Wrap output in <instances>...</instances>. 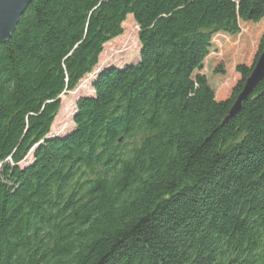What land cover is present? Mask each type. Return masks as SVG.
<instances>
[{
  "label": "trees",
  "instance_id": "1",
  "mask_svg": "<svg viewBox=\"0 0 264 264\" xmlns=\"http://www.w3.org/2000/svg\"><path fill=\"white\" fill-rule=\"evenodd\" d=\"M130 17L139 60L50 136ZM263 52L264 0H33L0 46V264H264V79L229 117Z\"/></svg>",
  "mask_w": 264,
  "mask_h": 264
},
{
  "label": "rangeland",
  "instance_id": "2",
  "mask_svg": "<svg viewBox=\"0 0 264 264\" xmlns=\"http://www.w3.org/2000/svg\"><path fill=\"white\" fill-rule=\"evenodd\" d=\"M123 28V35L105 46L93 74L87 76L74 92L61 97V109L54 121L50 136H65L74 129L73 116L77 101L81 97L94 95L93 82L102 70L112 66L124 67L139 60L141 51L139 28L131 17ZM32 160V155H29L23 165L29 164Z\"/></svg>",
  "mask_w": 264,
  "mask_h": 264
},
{
  "label": "water",
  "instance_id": "3",
  "mask_svg": "<svg viewBox=\"0 0 264 264\" xmlns=\"http://www.w3.org/2000/svg\"><path fill=\"white\" fill-rule=\"evenodd\" d=\"M33 0H0V46L10 40L21 17ZM264 79V52L246 81L243 91L238 96L229 117L236 115L243 103L253 93L256 86Z\"/></svg>",
  "mask_w": 264,
  "mask_h": 264
}]
</instances>
